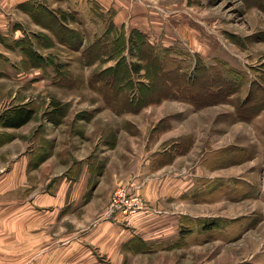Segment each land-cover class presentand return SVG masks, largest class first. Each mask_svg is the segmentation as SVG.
Returning <instances> with one entry per match:
<instances>
[{"label": "rangeland", "instance_id": "374dc122", "mask_svg": "<svg viewBox=\"0 0 264 264\" xmlns=\"http://www.w3.org/2000/svg\"><path fill=\"white\" fill-rule=\"evenodd\" d=\"M137 1L148 10L137 30H112L110 13L88 2L44 0L68 18L58 31L66 42L30 22L13 32V75L0 79V104L34 112L25 128L30 167L43 158L44 167L30 181L51 180L54 149H85L84 141L97 151L121 140L137 171L158 151L160 166L171 151L173 192L187 188L188 204L161 211L189 213L180 225L189 243L187 255L161 261L264 264V108L246 120L241 106L251 87L264 86V0Z\"/></svg>", "mask_w": 264, "mask_h": 264}, {"label": "crops", "instance_id": "0c3cea01", "mask_svg": "<svg viewBox=\"0 0 264 264\" xmlns=\"http://www.w3.org/2000/svg\"><path fill=\"white\" fill-rule=\"evenodd\" d=\"M43 1L0 0V41L4 43V51L0 50L1 80L12 79L7 47L11 50L13 32H19L21 23H33L57 39L45 26L50 18L45 10L56 13ZM80 2L91 3L102 14L110 13V27L116 31L137 30L144 25L143 13L146 16L148 12L137 0ZM29 5L31 12L24 9ZM3 108L7 109L6 102L0 104V264H185L159 257L174 252L188 254L189 235L180 225L189 221V213L161 211L166 206L188 204L187 188L184 195L182 187L180 194L173 192V170L167 167L171 151L160 166H153L157 165L155 158L162 157L158 151L137 171L135 155L123 148L121 140L113 149L97 151L92 141H84V146L89 144L85 149L77 144L66 152L54 149L51 180L34 183L30 180L44 167V158L30 167L25 128L31 120L19 128L3 127L12 114ZM135 127L127 131L133 137ZM81 134L82 139H88ZM98 142L102 141L95 144ZM120 187L140 196L148 208L138 215L112 210V193Z\"/></svg>", "mask_w": 264, "mask_h": 264}, {"label": "trees", "instance_id": "16d2710c", "mask_svg": "<svg viewBox=\"0 0 264 264\" xmlns=\"http://www.w3.org/2000/svg\"><path fill=\"white\" fill-rule=\"evenodd\" d=\"M24 9H27V11L31 12V7L29 5L28 8H24ZM46 11V16H49V24H45L46 27H48L49 29H52V31L56 34L57 36V40L58 42H60L61 44L62 43H65V39L62 40V38H59L58 37V31L59 29H63L64 25H63V22L62 21H66L68 20L67 17L65 15L62 14V18L59 19L60 22L57 20V16L54 15L52 12H49L47 9L45 10ZM58 24V25H57ZM55 26V28L53 29V26ZM63 25V26H62ZM74 32V30H73ZM75 34L78 35V33L74 32ZM73 34V33H72ZM133 33H131V37H132ZM78 37V36H76ZM131 37H129V42H133V40L131 39ZM62 40V41H61ZM136 44V43H134ZM137 46H139L140 44H136ZM78 50V49H77ZM131 68V71L135 74H137L140 70H142L141 66L140 65H137V64H132V66H130ZM160 70L162 73L164 71V69H158ZM166 73V72H165ZM165 73H163L165 75ZM179 75V74H178ZM160 76H162V74H160ZM180 76H183L182 78H187L188 76L186 75H180ZM180 79H182L181 77H179ZM166 80V78L164 79ZM239 83V85L236 87V86H233V88H231V91L229 93L232 94H235L239 91L240 87L242 86V82H237ZM241 83V84H240ZM167 84V83H166ZM257 85V91L259 93L254 92V90L251 89L249 90V94L248 96L246 97L247 99L243 102H241V106L245 109V110H249V114L246 115L244 117V119L248 120V119H251L252 117H254L255 115H257L260 111H262V109L264 108V96L263 97H260L259 99H256V98H253L252 94L253 92L256 93V94H264V86L260 83L256 84ZM184 97L187 99L189 97L188 93L187 94H184ZM215 98L218 99L220 98V95L218 94H215ZM194 102H197V101H194ZM258 102H260V104H258ZM201 104V103H200ZM202 105L204 106L203 102H202ZM137 109H127V110H124V111H129V112H134L136 111ZM251 112V114H250ZM33 110L31 109H28L26 107H17V108H14V110L12 111V114L11 116L7 117V119L5 120V122L2 124L3 127H9V128H19L23 125H25L26 123H28L32 117H33ZM59 116H62V114H59Z\"/></svg>", "mask_w": 264, "mask_h": 264}, {"label": "built area", "instance_id": "2783aa9c", "mask_svg": "<svg viewBox=\"0 0 264 264\" xmlns=\"http://www.w3.org/2000/svg\"><path fill=\"white\" fill-rule=\"evenodd\" d=\"M110 205L112 210L124 215H136L146 208L144 200L125 187H120L112 193Z\"/></svg>", "mask_w": 264, "mask_h": 264}]
</instances>
